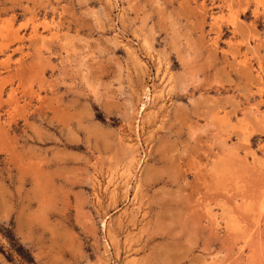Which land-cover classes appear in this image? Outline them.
Masks as SVG:
<instances>
[{"label": "rangeland", "instance_id": "374dc122", "mask_svg": "<svg viewBox=\"0 0 264 264\" xmlns=\"http://www.w3.org/2000/svg\"><path fill=\"white\" fill-rule=\"evenodd\" d=\"M130 261L264 264V0H0V264Z\"/></svg>", "mask_w": 264, "mask_h": 264}, {"label": "bare ground", "instance_id": "6f19581e", "mask_svg": "<svg viewBox=\"0 0 264 264\" xmlns=\"http://www.w3.org/2000/svg\"><path fill=\"white\" fill-rule=\"evenodd\" d=\"M110 5V4H109ZM123 15V14H122ZM143 44L145 45V47H146V49H151L152 48V46H151V43L148 41V40H144V42H143ZM127 50H128V52H129V55H130V58H131V61H132V64H133V66H134V69H135V71L137 72V73H143V71L146 69V68H144V66H145V64L143 63V61L141 60V59H139V57L137 56V54L133 51V49L131 50V49H129V48H127ZM148 51V50H147ZM146 67V66H145ZM140 76V75H139ZM147 91V90H146ZM152 99V98H151ZM146 103V102H145ZM141 107L142 108H140V109H142V110H144L145 108L144 107H146L144 104H143V106L141 105ZM137 113H140V111L139 112H137ZM141 115V114H140ZM141 117V116H140ZM137 127H138V125H137ZM137 129V128H136ZM128 144V147H129V144L130 143H127ZM126 144V145H127ZM132 145V144H131ZM134 147V146H133ZM133 147H131L130 146V148H128V151H129V159H128V162H126L125 164H126V167H127V169L130 171V169L132 170L133 169V167H131V166H133V164H134V161H135V159L137 158V157H135V152L137 151V150H135V148H133ZM123 150V149H122ZM127 159V158H126ZM140 160H141V158H140ZM139 159L137 160V165L139 164ZM122 166V165H121ZM136 167V166H135ZM138 168V167H137ZM141 168V167H140ZM142 169V168H141ZM129 171H127L126 172V175H127V173L129 172ZM130 173V172H129ZM128 173V174H129ZM124 174V173H123ZM139 174V173H138ZM130 175H132V174H129V176ZM129 176H127V178L129 177ZM141 176V175H140ZM129 180V179H128ZM138 180V179H137ZM140 182V181H139ZM138 185V184H137ZM132 262L133 261H130V263L132 264Z\"/></svg>", "mask_w": 264, "mask_h": 264}, {"label": "trees", "instance_id": "16d2710c", "mask_svg": "<svg viewBox=\"0 0 264 264\" xmlns=\"http://www.w3.org/2000/svg\"><path fill=\"white\" fill-rule=\"evenodd\" d=\"M6 238L9 240L11 246L13 249L17 250V252H21V247H19V245H17L13 235L10 232H6L5 233Z\"/></svg>", "mask_w": 264, "mask_h": 264}]
</instances>
